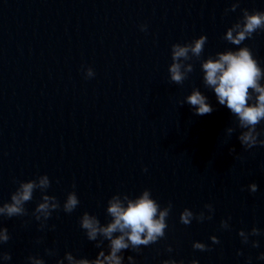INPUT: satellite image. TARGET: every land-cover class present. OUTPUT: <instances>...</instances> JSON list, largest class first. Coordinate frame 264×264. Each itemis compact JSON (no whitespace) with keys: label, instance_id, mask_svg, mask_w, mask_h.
I'll return each mask as SVG.
<instances>
[{"label":"water","instance_id":"95a60500","mask_svg":"<svg viewBox=\"0 0 264 264\" xmlns=\"http://www.w3.org/2000/svg\"><path fill=\"white\" fill-rule=\"evenodd\" d=\"M231 2L0 0V202L10 199L16 181L40 174L48 175L45 191L61 204L69 191L80 201L70 214L54 211L47 225L55 227L43 231L32 216L39 190L25 204L27 215L0 217L11 237L3 248L12 257L0 264H27L29 254L55 264L66 251L94 258L99 249L86 239L80 215L87 211L106 223L113 193L132 197L144 188L161 206L172 202L168 228L139 253L125 250L124 264L129 255L135 264H249L248 257L250 264H264L256 259L264 235L250 237L258 248L237 235L241 228L264 230V146L245 150L240 129L225 135L233 117L203 85L199 60L190 61L193 71L182 85L170 82L168 73L171 44L201 34L207 36L201 59L246 45L264 68V31L239 46L222 39L241 8L264 11V0H240L235 12L226 13ZM85 67L93 69L92 78H85ZM193 88L207 97L212 113L195 115L187 103L178 105ZM249 183L257 184L255 193ZM206 203L214 208L211 219L180 223L181 210L207 214ZM221 219L230 230L220 228ZM211 235L220 243L212 244ZM193 241L211 249L195 250ZM45 248L56 255H46Z\"/></svg>","mask_w":264,"mask_h":264},{"label":"clouds","instance_id":"9594fccd","mask_svg":"<svg viewBox=\"0 0 264 264\" xmlns=\"http://www.w3.org/2000/svg\"><path fill=\"white\" fill-rule=\"evenodd\" d=\"M240 0H232L225 12H235ZM240 16L227 27L222 39L233 44L243 45L245 40L251 39L255 33L264 31V11L247 8L240 9ZM141 31H147V25H139ZM207 43V36L201 34L184 43L175 42L170 46L171 63L168 65L169 80L172 83L182 85L193 71L192 60H199L202 71V83L206 88L211 89L218 103L226 106L233 117V123L224 129L227 137H231L237 129V139L245 149H252L256 146H264V128L258 130L257 126L264 122V68L261 67L255 58L252 50L246 46H239L235 49L217 51L201 59ZM85 78H92L95 73L91 67L83 69ZM179 106L187 103L195 115H206L213 112V107L207 102V97L198 88H193L182 100L177 101ZM233 153L234 148H229ZM147 171V168H143ZM17 187L10 193L8 201L0 202V217H22L27 215L25 204L33 199V193L40 191V200L32 210V216L38 222L39 230L46 227L54 228V225H47V221L53 212L62 209L65 213H72L80 204L75 191H69L61 204L53 195L45 191L50 187V180L47 174L37 175L34 179L16 181ZM75 185H73V188ZM247 190L255 193L258 186L249 183ZM173 205L169 201L166 205L161 204L153 198L151 190L142 189L138 195L130 197L127 193H113L107 200L105 213L110 219L101 223L98 217L87 211L79 217V226L84 230L87 240L95 242L99 249L94 258L77 257L72 252L66 251L62 258H57L55 264H124L123 252L131 249L139 253L141 247L157 243L165 237L168 228L167 218ZM207 214L201 210L194 213L185 207L179 213V221L184 225H190L195 219L203 222L212 218L213 205L204 204ZM230 219V218H229ZM228 220L221 219L220 228L230 230ZM237 235L242 244L252 248L260 246L259 241L250 239L264 235V230L255 226L247 231L243 228L237 229ZM11 239L8 229L0 224V261L8 262L12 259L11 253L4 250L3 245ZM209 240L212 244H219L217 236L211 235ZM107 241V251L104 242ZM41 243V238L36 239ZM192 248L200 251H208L211 245L201 241H193ZM48 256L56 255L54 249L45 248ZM167 251L171 252L169 245ZM237 256L243 255L237 249ZM258 260H264V251L256 256ZM247 260L251 261V257ZM27 264H45L40 255L29 254L26 257ZM128 264H135V257L127 256ZM161 264H185L183 260L165 259ZM188 264H198L192 259Z\"/></svg>","mask_w":264,"mask_h":264}]
</instances>
